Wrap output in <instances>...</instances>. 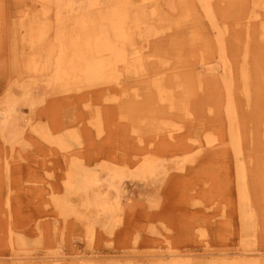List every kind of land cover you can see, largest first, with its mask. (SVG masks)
Wrapping results in <instances>:
<instances>
[{"label":"rangeland","instance_id":"1","mask_svg":"<svg viewBox=\"0 0 264 264\" xmlns=\"http://www.w3.org/2000/svg\"><path fill=\"white\" fill-rule=\"evenodd\" d=\"M0 115V264H264V0H0Z\"/></svg>","mask_w":264,"mask_h":264},{"label":"bare ground","instance_id":"2","mask_svg":"<svg viewBox=\"0 0 264 264\" xmlns=\"http://www.w3.org/2000/svg\"><path fill=\"white\" fill-rule=\"evenodd\" d=\"M205 4H206V1H203ZM206 6H207V4H206ZM66 7V6H65ZM208 7V8H207ZM206 8L208 9L207 10V12H209V6H207ZM210 14V13H209ZM212 14V13H211ZM57 15V14H56ZM216 27V26H215ZM82 29V28H81ZM103 36V35H102ZM105 36V35H104ZM105 37H107V36H105ZM109 40L108 39H102V40H100V39H98V40H96V42H95V45H96V47H97V49H98V51L100 52V51H104V50H111V44L108 42ZM109 46L111 47V48H109ZM114 49V48H113ZM111 50L112 52L114 51V53H115V55H117L120 51L119 50ZM120 54H118L117 56H119ZM226 63V62H225ZM109 71V70H108ZM225 83V82H224ZM230 103L231 102H229V105L228 106H230ZM232 107V106H231ZM229 110V109H228ZM234 111V110H233ZM0 117H2L1 115H0ZM10 117H9V119L7 118V116L5 117V119H4V123L6 122V123H9L10 124ZM0 120H2V119H0ZM232 139H234L233 137H232ZM82 166V165H81ZM76 168V167H75ZM78 169V168H77ZM80 169V168H79ZM82 171V170H81ZM85 183V182H84ZM90 183V179H87V181H86V185L87 184H89ZM95 199V198H94ZM245 200V199H244ZM91 201V200H90ZM244 204V203H243ZM244 208V207H243ZM246 215V214H245ZM247 216V215H246ZM248 217V216H247ZM244 221H245V219H244ZM247 222V221H246Z\"/></svg>","mask_w":264,"mask_h":264}]
</instances>
